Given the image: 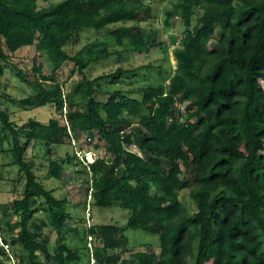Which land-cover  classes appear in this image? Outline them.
I'll use <instances>...</instances> for the list:
<instances>
[{
    "label": "trees",
    "instance_id": "16d2710c",
    "mask_svg": "<svg viewBox=\"0 0 264 264\" xmlns=\"http://www.w3.org/2000/svg\"><path fill=\"white\" fill-rule=\"evenodd\" d=\"M38 1L50 4L39 8ZM52 1L0 0V92L10 56L36 46L52 70L12 65L35 93L18 105L40 101L60 117L16 125L0 109L1 150L7 146L24 178L22 196L3 210L8 218L0 224V264L14 247L17 261L9 264H80L79 251L64 242L65 232L77 233L67 201L38 181L25 154L39 141L46 150L71 146L82 133L97 135L108 157L94 155L89 163L85 152L82 158L72 153L51 159L49 177L60 179L65 165L81 166L77 173L85 174L86 196L91 189L89 204L129 212L124 227L89 223L90 211V220L78 218L94 241L93 264H264V0H176L164 19L166 28L174 17L184 28L174 49V74L165 86L147 85L140 99L102 88V82L116 85L132 72L119 66L90 79L86 71L123 53H148L165 44L152 31L127 26L138 23L142 1ZM88 30L104 36L69 55L65 48ZM65 63L80 78L64 90L58 72ZM78 95L82 111L71 103ZM179 104H185L183 113ZM187 189L189 208L179 198ZM38 212L45 220L37 224ZM48 228L57 235L53 253L42 232ZM125 229L157 236L159 250L125 258Z\"/></svg>",
    "mask_w": 264,
    "mask_h": 264
},
{
    "label": "rangeland",
    "instance_id": "374dc122",
    "mask_svg": "<svg viewBox=\"0 0 264 264\" xmlns=\"http://www.w3.org/2000/svg\"><path fill=\"white\" fill-rule=\"evenodd\" d=\"M63 0L52 1V4L61 2ZM143 3V9L138 14V23H128L127 26L137 24L141 29L147 32L156 33V39L165 41L161 47H153L148 53H123L120 59H113L109 61L96 64L86 71L88 78L93 79L100 75L113 73L117 67H122L129 73L124 75L116 85L102 82V88L111 92L116 89L122 90L129 97L140 99L142 91L147 85H163L165 86L170 77L174 74L176 60L174 57V49L179 48L178 42L183 35V26L179 18L174 17L171 26L166 28L164 26L165 12L172 10L173 4L176 0H140ZM50 3L38 1L39 8L47 7ZM104 34L95 33L93 30L83 31L74 38V43L65 48L69 55H74L85 44L94 39L103 38ZM171 36L176 38L175 44H172ZM214 45L211 41L209 46ZM9 64L4 65L3 76L1 78L2 91L0 92V109L9 113L11 120L16 125L24 124L28 119L39 121L47 124L51 119H60L55 110L49 105H43L40 101H36L35 107H22L18 105L19 100L28 96H35V93L22 84L17 76L16 70L12 68L15 65L18 69L29 70L39 67L44 74H49L52 70V64L47 59L44 52L37 50L36 46L22 48L18 52L11 55ZM80 77L74 71L72 63H65L58 72V79L64 84V90L70 84ZM72 106L82 111L84 99L78 95L71 99ZM178 109L181 113L184 112L185 104H179ZM65 110V109H64ZM63 121L60 122L62 126ZM71 146L68 144L61 147H50L46 150L42 142L32 143L25 154V159L33 166V171L40 183L47 189L53 192L57 199H65L66 209L71 213L73 220L71 225H77V233L65 232L63 234L65 244L70 248H75L80 254V264H93L90 255V249L94 247V241L86 238V225L77 222L78 218L84 219L87 211H90L94 225L113 224L119 227H124L129 215L127 210H123L117 206L108 208H99L92 203L89 204L86 196V185L84 184L85 174L77 173L82 171L81 166L65 165L64 172L60 179L55 180L48 175V164L50 160H64L66 154L76 153L78 158H82V154L87 152L84 156L86 162H92L94 155L100 157H108L105 153L104 142L98 139V136L89 133H82L77 137L71 139ZM1 150L0 147V224L8 218L3 214L6 207H10L11 202L22 196L24 188V178L18 174V169L12 164L10 154L7 150ZM130 151L137 152L135 147H130ZM138 153V152H137ZM190 190H184L179 194L181 202L188 208L191 207V199L189 196ZM42 212L36 213L34 219L36 223L45 220ZM17 218L12 216L9 221L15 222ZM42 232L49 237V248L53 253L56 247L57 235L50 228L44 229ZM123 235L128 239L129 252L125 254L128 258L131 253L138 250L151 249L155 252L159 250L158 237L149 233L125 229ZM17 248H7L8 260L5 264L17 261L13 257V251L17 252ZM192 264V261L189 262Z\"/></svg>",
    "mask_w": 264,
    "mask_h": 264
},
{
    "label": "built area",
    "instance_id": "2783aa9c",
    "mask_svg": "<svg viewBox=\"0 0 264 264\" xmlns=\"http://www.w3.org/2000/svg\"><path fill=\"white\" fill-rule=\"evenodd\" d=\"M91 161H92V159H91ZM90 193H91V189H90V191H89V193H88V196H89V198H88V202H89V200H90ZM89 214H90L89 211H87V212H86V218H87L88 220H90V219H89Z\"/></svg>",
    "mask_w": 264,
    "mask_h": 264
},
{
    "label": "bare ground",
    "instance_id": "6f19581e",
    "mask_svg": "<svg viewBox=\"0 0 264 264\" xmlns=\"http://www.w3.org/2000/svg\"><path fill=\"white\" fill-rule=\"evenodd\" d=\"M91 159V157L89 158V160Z\"/></svg>",
    "mask_w": 264,
    "mask_h": 264
}]
</instances>
